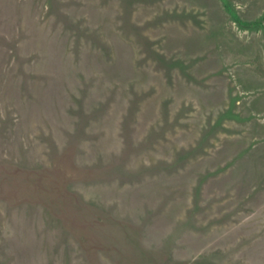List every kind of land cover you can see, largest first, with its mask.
Returning a JSON list of instances; mask_svg holds the SVG:
<instances>
[{
	"label": "rangeland",
	"instance_id": "374dc122",
	"mask_svg": "<svg viewBox=\"0 0 264 264\" xmlns=\"http://www.w3.org/2000/svg\"><path fill=\"white\" fill-rule=\"evenodd\" d=\"M0 264H264V0H0Z\"/></svg>",
	"mask_w": 264,
	"mask_h": 264
},
{
	"label": "trees",
	"instance_id": "16d2710c",
	"mask_svg": "<svg viewBox=\"0 0 264 264\" xmlns=\"http://www.w3.org/2000/svg\"><path fill=\"white\" fill-rule=\"evenodd\" d=\"M244 24H245V22H244ZM248 25H250L251 24V22H249V23H247ZM253 24V23H252Z\"/></svg>",
	"mask_w": 264,
	"mask_h": 264
}]
</instances>
